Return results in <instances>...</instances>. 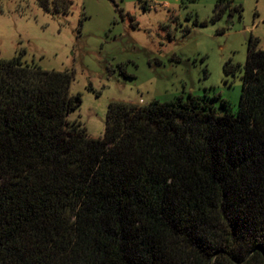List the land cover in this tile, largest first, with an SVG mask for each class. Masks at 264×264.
<instances>
[{"label": "trees", "instance_id": "obj_1", "mask_svg": "<svg viewBox=\"0 0 264 264\" xmlns=\"http://www.w3.org/2000/svg\"><path fill=\"white\" fill-rule=\"evenodd\" d=\"M226 8L240 10L216 0V16ZM241 69L237 105L111 100L93 137L69 118L72 72L0 59V264H264L257 38L243 66L224 65Z\"/></svg>", "mask_w": 264, "mask_h": 264}, {"label": "rangeland", "instance_id": "obj_2", "mask_svg": "<svg viewBox=\"0 0 264 264\" xmlns=\"http://www.w3.org/2000/svg\"><path fill=\"white\" fill-rule=\"evenodd\" d=\"M56 2L0 0V59L72 72L81 102L69 118L93 137L104 133L111 100L207 93L216 106L237 105L243 72L224 65L243 66L252 37L264 48V0H232L240 10L219 16L216 0H70L68 11Z\"/></svg>", "mask_w": 264, "mask_h": 264}]
</instances>
